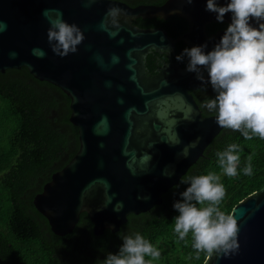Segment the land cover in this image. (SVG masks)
<instances>
[{"label":"water","instance_id":"1","mask_svg":"<svg viewBox=\"0 0 264 264\" xmlns=\"http://www.w3.org/2000/svg\"><path fill=\"white\" fill-rule=\"evenodd\" d=\"M113 4L123 10L118 29L106 20ZM205 4L206 0L135 6L123 0H0V21L7 25L0 31V72L26 67L36 78L60 87L71 98L70 120L79 128L78 151L33 199L54 234L72 233L83 212L89 214L95 235L107 229L118 232L129 215L162 204L163 195L224 129L215 114L203 115L192 93L207 84L172 60L181 41L188 47L207 41L211 49L223 35L225 29L208 32L207 26L217 21ZM46 10L53 16L51 10H59L64 20L81 28L84 40L77 52L61 57L52 51ZM172 15L189 25L177 37L164 27L134 23L140 17ZM230 21L229 12L224 22ZM153 52L166 53L169 61L150 73L146 59ZM201 71L207 79L206 70ZM233 210L238 249L208 256L204 264H264V187Z\"/></svg>","mask_w":264,"mask_h":264},{"label":"trees","instance_id":"2","mask_svg":"<svg viewBox=\"0 0 264 264\" xmlns=\"http://www.w3.org/2000/svg\"><path fill=\"white\" fill-rule=\"evenodd\" d=\"M123 1L135 6L162 4L166 0ZM134 23L143 28L164 27L173 37L189 27L187 20L178 15L167 19L140 17ZM227 25L211 23L207 30L213 33L226 29ZM185 47L188 46L183 41L176 44L174 62H178L175 56ZM157 56L153 52L146 59L150 73L155 72ZM178 63L185 66L187 58ZM192 93L199 106L215 95L208 84ZM70 103L71 98L60 87L36 78L26 67L0 72V264H103L109 252L118 251L121 237L133 232H140L159 249L161 255L154 264H204L208 255L201 252L197 256L191 247V235L180 240L173 232L177 212L172 205L187 187L184 181L206 171L220 174L226 190L221 204L225 212H231L240 201L264 187V140L259 137L245 140L238 131L224 128L179 183L163 195L162 204L129 215L118 232L107 229L99 236L94 234L89 214L83 212L72 233L58 236L33 199L80 147L79 128L70 120ZM201 110L206 116L214 114ZM229 143L239 145L238 171L251 157V176L240 172L230 178L220 172L215 153Z\"/></svg>","mask_w":264,"mask_h":264},{"label":"clouds","instance_id":"3","mask_svg":"<svg viewBox=\"0 0 264 264\" xmlns=\"http://www.w3.org/2000/svg\"><path fill=\"white\" fill-rule=\"evenodd\" d=\"M187 2L191 4L192 0ZM205 11L214 13L218 23L231 13L223 35L211 49L205 41L183 48L175 59L183 63L187 58L185 70L211 86L215 95L206 98L200 107L215 114L218 126L238 131L245 140H264V0H226L224 4L206 0ZM51 12L54 16L48 10L44 16L49 22L47 41L52 51L61 57L77 52L84 40L83 31L64 20L59 10ZM122 13L113 4L106 12V20L118 29ZM6 27L0 21V31ZM10 55L14 58L16 53ZM201 69L206 70L207 79ZM215 156L220 172L227 177H236L240 172L245 176L253 174L251 157L238 171L240 149L236 143H229ZM184 183L187 187L172 205L177 212L173 232L178 239L185 240L190 234L197 256L201 252L208 256L228 255L237 250L238 218L235 210L225 212L221 208L226 195L221 175L206 171L188 177ZM121 240L118 251L109 252L103 264H154L160 258L159 249L140 232L126 234Z\"/></svg>","mask_w":264,"mask_h":264},{"label":"flooded vegetation","instance_id":"4","mask_svg":"<svg viewBox=\"0 0 264 264\" xmlns=\"http://www.w3.org/2000/svg\"><path fill=\"white\" fill-rule=\"evenodd\" d=\"M155 53L158 54L157 58L155 59L156 60V62H155L156 63L155 69L158 68V67H160L163 63L169 61V58L166 55V53H158V52H155ZM165 55L167 56V59L166 60L163 59Z\"/></svg>","mask_w":264,"mask_h":264}]
</instances>
